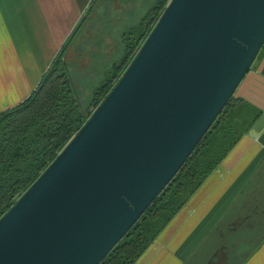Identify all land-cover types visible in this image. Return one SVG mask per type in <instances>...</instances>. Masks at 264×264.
<instances>
[{"label": "water", "instance_id": "water-1", "mask_svg": "<svg viewBox=\"0 0 264 264\" xmlns=\"http://www.w3.org/2000/svg\"><path fill=\"white\" fill-rule=\"evenodd\" d=\"M264 46V0H169L122 75L0 217V264H99Z\"/></svg>", "mask_w": 264, "mask_h": 264}, {"label": "trees", "instance_id": "trees-1", "mask_svg": "<svg viewBox=\"0 0 264 264\" xmlns=\"http://www.w3.org/2000/svg\"><path fill=\"white\" fill-rule=\"evenodd\" d=\"M165 1L157 0L137 24L125 32L124 56L119 62L112 63L104 82L93 92L92 103L94 101L97 105L112 88L113 79L123 72L124 63L137 52L139 40L145 39L154 26ZM92 6L91 3L65 39L30 95L0 113V217L37 179L90 115H83L86 113H82L76 104L77 90L72 89V77L63 54ZM75 50L78 56L87 53L82 49ZM260 115L261 110L252 103L233 96L173 178L99 264H133L234 145L250 131ZM228 118L232 121L228 122ZM214 130L223 133L214 139ZM228 134L232 135L228 138Z\"/></svg>", "mask_w": 264, "mask_h": 264}, {"label": "crops", "instance_id": "crops-1", "mask_svg": "<svg viewBox=\"0 0 264 264\" xmlns=\"http://www.w3.org/2000/svg\"><path fill=\"white\" fill-rule=\"evenodd\" d=\"M92 1L0 0V113L36 88ZM237 90L261 110L260 117L185 203L186 213L181 212L180 225L165 239L162 251L145 263L139 257L134 264H165L172 256L185 263V255L203 243L230 209L232 216L237 214L228 221L233 225L246 215L233 210L243 190L256 216L250 225L260 226L262 235L242 264H264V65L259 73L250 70Z\"/></svg>", "mask_w": 264, "mask_h": 264}, {"label": "rangeland", "instance_id": "rangeland-1", "mask_svg": "<svg viewBox=\"0 0 264 264\" xmlns=\"http://www.w3.org/2000/svg\"><path fill=\"white\" fill-rule=\"evenodd\" d=\"M156 1L157 0L92 1V9L88 12L87 17L85 16L86 19L82 24V27L80 28L79 26V31L70 39L66 54H63L67 70L69 75H71L70 77H72V89L77 90L75 95L76 104L78 108L82 110V113H86L83 115L91 114L95 107L106 96L107 93L102 97L97 105H95L96 103L94 101L92 103V94L95 89L104 82L107 71L111 67L112 63L117 61L119 62L124 56L123 41L126 35L125 32H127L130 27L136 25L142 15L145 14V12ZM168 2L169 0L164 2L163 9ZM143 39L144 38H141L139 40V47L143 43ZM75 49H78V51L82 49L87 53L82 56H78ZM134 55L132 56L134 57ZM132 56H130L126 63H124L125 68L132 60ZM263 65L264 46L260 50L257 59L254 61L251 71H253V73H259ZM122 73L113 79L114 82L112 85L116 83ZM238 95L239 94L236 93L234 97L237 99H245ZM231 121L232 119L228 118V122ZM213 133L214 139H216L219 134L223 133V131L219 132L218 130H214ZM231 135L232 134H228L226 137L229 138ZM247 198L248 191H241L237 199L236 207L233 210L234 212L236 211L238 213L246 214L247 217L250 216L251 221H254L256 216L251 214L253 206L247 202ZM263 207L264 205L261 206V209ZM184 209L185 206L175 213L158 236H156V238L141 253L139 257L142 258V261H144L143 263L146 261L148 262V259L152 260L162 251L163 246L166 244L165 239L176 232L177 227L180 225V214L182 211L183 214L186 213ZM235 215L237 214H233V216ZM233 216L232 210L230 209L225 215L222 223H216L213 228L209 229L210 231L208 236L204 239V241H202L203 243L200 245H194L190 249L188 254L185 255V263H182V261L177 260L174 256H172L173 258L171 257V259L166 261L165 264H209L210 256L214 254V248L217 246L216 244L218 243V240L222 237L223 240H221V242H224L229 246L228 255L230 259L233 260V258L240 254V256L233 261L234 264H242L247 256L256 248L258 242L260 241L262 230L260 226L256 224L255 226L254 224L247 225V222L245 225L236 229H234V227L230 229V227H228V221ZM175 221H179V224L174 227L173 224ZM220 226L221 231L217 233V229ZM167 228L168 230H166ZM169 251H172L170 247ZM163 252L165 255L167 253V249L163 250ZM136 261L134 263H136ZM159 262L157 264H159Z\"/></svg>", "mask_w": 264, "mask_h": 264}, {"label": "flooded vegetation", "instance_id": "flooded-vegetation-1", "mask_svg": "<svg viewBox=\"0 0 264 264\" xmlns=\"http://www.w3.org/2000/svg\"><path fill=\"white\" fill-rule=\"evenodd\" d=\"M250 221H251V217L247 215L244 216L241 221H238L237 223H235L233 225V223H228V227L236 229L242 225H245L246 222H247V225L250 224ZM221 231V226L217 229V233H219ZM223 238V237H222ZM220 239L218 240V243L216 244L217 246L214 248V254L212 256H210V261H209V264H234V261L233 260H236L239 256L237 255V257L230 259L228 253H229V246L227 244H225L224 242L222 243L221 240L223 239ZM207 241V240H206ZM226 248H227V252H226Z\"/></svg>", "mask_w": 264, "mask_h": 264}, {"label": "bare ground", "instance_id": "bare-ground-1", "mask_svg": "<svg viewBox=\"0 0 264 264\" xmlns=\"http://www.w3.org/2000/svg\"><path fill=\"white\" fill-rule=\"evenodd\" d=\"M237 91H238V90H237ZM237 91H236V92H237Z\"/></svg>", "mask_w": 264, "mask_h": 264}]
</instances>
